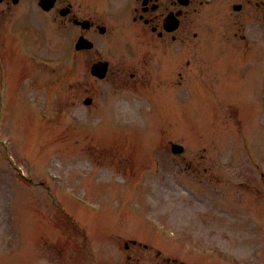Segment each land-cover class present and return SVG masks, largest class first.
I'll return each instance as SVG.
<instances>
[{
  "label": "rangeland",
  "instance_id": "obj_1",
  "mask_svg": "<svg viewBox=\"0 0 264 264\" xmlns=\"http://www.w3.org/2000/svg\"><path fill=\"white\" fill-rule=\"evenodd\" d=\"M96 1L98 10H102L103 13L106 10V1ZM123 2L125 0H110V9L112 6L116 8L124 4ZM128 2L131 5L134 0H127ZM241 2L244 0H193L189 21L192 35L197 34V37L192 39L194 48L192 57L197 67L204 72L206 70V75L209 73V77H214L211 76L214 68L209 66L213 60L221 59V57L212 56L210 64L201 63L200 51L206 44H209L212 49L220 43L239 44L236 47V56L231 57V63L235 61L244 65L252 59L253 51L257 47L241 46L244 43L234 38L239 30L237 25L241 21H243L241 34L252 32L251 26L254 29L258 26L259 34H252V36L258 43L264 42V37H261L264 32L262 14L250 6H245L247 8L244 7L241 12L233 11V4ZM216 9L221 11L222 18ZM111 12L114 13L113 10ZM102 18L103 16L100 21ZM40 19L47 32L42 39L34 40L35 45L21 51L23 56L30 53L36 56L44 53L47 55L50 52V55L60 57V50L52 48L50 46L52 42L46 43L47 39H53L54 42L56 41L55 44L60 46L62 44L66 48L69 45L68 40L60 34V41H58L57 30L46 18ZM254 22L257 26L251 25ZM104 23L109 29V34L114 35V30L126 26L128 20L118 21L109 16ZM95 41L96 48L90 53L73 52L80 58L78 65L76 63L70 65L66 61L62 69L59 65L51 72V76L56 77L61 73L64 74L63 81L73 82L69 85L71 102L75 100L76 93L79 98L92 96L95 99L96 102L92 107L81 105L77 107L75 113L84 118L82 130L92 128V125L98 129L96 120L99 119H102L100 124L104 123V127L92 134L89 130L87 132L75 130L76 124H70L67 121L49 124L43 121L46 117L37 120L33 113L37 106L47 109L58 106L56 94L58 89L55 83L48 84L52 87L49 88L48 93L47 89H42L30 95L32 98L41 97L39 99H31L26 94L27 90L20 91L17 99L24 104L25 100L22 98L25 97L26 102L31 103L30 110L23 112L19 109L15 116L13 105L7 112L6 118L2 120L1 135L5 140L13 141L15 155L21 165L26 167L27 175L34 178L35 183L46 180L54 194L47 195L39 184H30L22 179L4 159L3 150L0 147V264H11L10 256L15 254L17 264H35V262L47 264V261H56L57 257L60 259V254L57 255L59 248H64L62 264H71L83 253V246L90 247L91 243L95 244L105 264H110L109 259L116 264H158L156 256L158 250L163 256L176 257L178 264L181 262L184 264H234L237 260L246 264L251 262L264 264V143L261 141V144H258L264 139V115L261 112L259 114L255 105H252L253 100L247 92L248 89L244 87L239 97L227 94L224 99L217 100V104L208 110V118L202 125L203 135H198L202 130L197 133L196 130L191 131L182 127L167 130L166 145L163 147L169 149L173 142L180 143L186 148V153L173 158L167 151L168 157L160 155L155 159L159 148L154 141L158 139V136L152 137L150 147L145 148L148 145L147 138L160 134V127L168 125L160 124L156 114H144L146 123L142 124L141 128L133 129L129 136L115 128L124 124L120 120L121 117H118L120 115L127 119L136 116L129 117L125 116L126 114L140 116L141 109L138 112L133 111L137 104L131 106L123 101L126 98V89L132 92H137L139 89L135 88L136 85L126 88L125 85H121L122 82L116 81V77L126 73V68L122 71L123 62L114 51L113 46L116 45L111 37L98 36ZM250 43L252 42L247 41L245 45ZM244 48H249L246 56ZM203 55L205 59L208 58L207 53ZM93 59L112 62V74L104 81H98L90 76L88 70ZM193 70L194 68L191 69L192 72ZM44 71L48 72V69ZM192 72L188 71L189 76ZM163 80L164 78H160L158 82L163 83ZM250 87L256 88L257 83L252 82ZM217 89L215 88L214 91ZM197 99V97L191 98L194 110L192 117L186 109L173 117V110L169 109L168 116L171 121L169 125L180 124L187 128L192 120L196 121L200 116L197 114V104H200ZM182 101L183 99L180 98L175 102V107L180 108ZM142 106L140 102V107ZM66 108L71 110L68 105ZM96 110L100 111L96 112ZM121 111L124 112L121 113ZM31 116H34L36 120L29 121ZM62 116L64 117V113ZM140 123L143 122L140 121ZM34 125L37 131L32 134V131H35ZM58 127H60L59 130ZM28 130L30 133L27 132ZM78 131H80L79 134H83L76 135ZM108 133L112 135L106 137ZM201 137L203 139H200ZM77 149L82 154V157H79L80 160L76 157ZM116 155H122L127 166L122 163L120 164L122 167L118 166L120 169H116L111 162L112 156ZM161 156H164V159H161ZM163 160L166 163H163ZM135 162L136 167L133 165ZM47 167L54 169L59 177L69 182L66 187L75 188L77 185L74 183L80 182L81 189L79 187L77 189L81 192L92 189L93 180L97 178L111 183L115 180L119 181L123 188H120L121 186L120 189L111 186H104V188L122 193L125 197L124 203L131 210L146 209L148 211L147 207H150V203L154 207L150 212L148 211L151 214L150 220L166 223L168 229L175 231L177 238L180 236V240L167 242L161 237L159 239L147 225L146 227L157 240L153 238L154 236L150 238L148 231L136 221L138 214L137 216L131 210H129L130 213L116 212L118 208L111 203L105 205L106 210L101 212L104 215L96 216L95 225V221H92L93 218L88 213L77 211L74 203L60 194L62 180L59 183L45 174ZM194 167L199 172H195ZM206 171L207 174H205ZM78 172L89 174L90 179L75 181ZM170 172L174 173L173 177L177 179V187L184 192L195 193L199 198L198 202L194 200V203H187L177 197L176 192L172 194V191L164 190L163 192L166 193L164 194L159 190L160 176ZM143 174L144 177L141 178ZM46 177L53 178V181L51 179L49 181ZM164 184L168 185V183ZM127 185L130 186L128 189ZM148 191L156 192L149 194ZM99 196L104 199L107 193L103 192ZM96 201L100 200L96 198ZM63 208L71 214L68 218L62 214L60 209ZM118 217L125 220H122V226L117 224ZM70 218L73 221L71 224L66 221ZM63 225H65V233L60 230V226ZM91 227L94 228V234L98 237L94 241L82 237V235H90ZM35 234H42L43 242L48 245L46 253L38 252L39 244L35 250L31 248L33 244L31 247L17 245V242L29 241L30 236ZM122 234L130 237L120 238L115 244L111 243L112 246L109 242L104 244L105 240L116 239ZM137 235L149 239V242L146 239L143 240L142 245H147L150 249L132 246L126 252L123 248L124 239H137L135 238ZM36 238L31 239L36 241ZM138 240L141 241L140 238ZM96 241L98 244L95 243ZM106 245L110 250L104 247ZM73 251L75 253L72 255ZM109 252L111 253L108 254ZM210 252L212 255L206 254ZM131 255L133 256L128 259ZM227 255L231 257L227 258ZM100 263L103 264L102 261Z\"/></svg>",
  "mask_w": 264,
  "mask_h": 264
}]
</instances>
